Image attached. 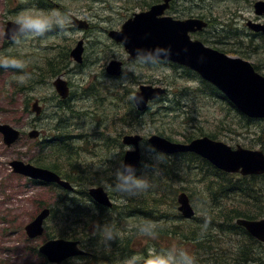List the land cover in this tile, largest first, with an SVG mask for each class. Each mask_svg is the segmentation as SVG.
Segmentation results:
<instances>
[{
  "label": "rangeland",
  "instance_id": "374dc122",
  "mask_svg": "<svg viewBox=\"0 0 264 264\" xmlns=\"http://www.w3.org/2000/svg\"><path fill=\"white\" fill-rule=\"evenodd\" d=\"M28 1L29 7L59 8L66 12H72L75 16L85 13L82 19H87L92 24L91 30L86 33L74 29L75 34L71 37H66L53 29L44 36L36 37L31 41L28 39L21 45L14 43L17 53L12 57L25 61V66L23 68L6 66L4 70L5 75L9 72L12 77L18 76L20 73L31 74L30 83L25 88L27 96L23 105L24 108H28L34 100H38L42 106V115L44 116L31 121L36 129L39 131L41 129L49 130L53 126L54 120L51 116L49 117L51 108L60 113L62 123L56 125V130L60 136L61 149H66L69 144L84 143L86 134L92 135L84 145L86 148H92L93 144L103 142L102 138L113 144L109 151L102 147L85 152L82 157L84 164H78V160L74 159L66 161L64 167L69 169L78 165L83 170V172L73 170L70 182L74 185L90 186L94 182V170H105L112 175L115 161L121 159L125 151V145L122 143L123 135L137 132L145 137L140 144V150L145 156V163L144 168L139 169L151 173L148 175L153 178V185H155L154 183L159 184L161 180L162 184L163 182L168 184L169 188L166 193L159 187L152 198H147V195H144L146 192L137 195L124 192L119 194V191L109 187L113 192L112 204L114 208L103 213L97 210L89 214L84 213L80 222L76 223L78 226L72 225L71 214L77 208L71 202L73 198L59 196L53 202L55 196L47 189L33 188L26 184L24 179H17L16 176L10 174L9 162L11 160H26L28 154L32 153L30 148L32 143L27 135L29 128L24 125L30 123L32 116L23 118L21 115L22 106L20 107V104L25 94L20 93L10 99V95L5 94L8 88H3V78H0V91L2 89L4 91L3 96L0 93V122L12 120L17 124V128L25 134L27 132L15 145L9 148L2 143L0 137V183L3 182L0 187V264H12L10 254L15 252L19 257L24 251L29 253L24 264H46L35 257L38 256V252L32 251V248H37L40 244L53 239L44 241L43 237H40L28 240L23 229L25 224L39 211V207H44V205H50V229L67 236L70 227L74 226L75 234L69 240L77 241L80 247L90 250L89 258L92 264H100L98 262L110 264L125 246V248L132 246L134 250L125 251L124 249L121 258L135 251L146 252L152 247L179 246L191 251L194 241H186L184 237L201 241L207 246V252L210 253H207L208 256L205 257L206 262L202 260L205 264H233V258H237L233 255V251L239 247H246L244 256L239 257L244 260L243 262H247L251 257L248 255L250 241L247 242V235L241 229H237L235 220L237 218L252 220L263 218L264 201L261 200L263 195L261 194L259 198L240 199L237 192L246 187L248 183L232 179L226 173L225 177H220L204 166L198 169L191 165L190 161L173 164L171 161L163 160L158 165L161 159L150 150L147 138L153 134H159L172 140L183 141L198 127L209 131V129H214V124L218 122L223 125L224 129L221 127L218 131L216 130L215 137L210 138L221 141L232 148L241 146L245 149L264 152V146L251 141L249 138L251 134L245 133L237 119H232L220 111L219 108L225 106V99L221 100L218 107L211 99L206 98L205 95L211 92V85L205 83L200 90L204 96H200V93L193 90L196 84L185 79L182 70L161 63L157 67H150L146 64L134 65L133 62H127L124 67L126 73L122 77H111L103 72V67L110 59L126 61L123 49L109 41L112 38L107 32L116 30L133 13L145 11L152 3H157L160 0ZM253 1L174 0L171 2V10L173 13H193L207 19L209 21L207 31L219 34L227 43L235 46L238 52H230V55L243 57L252 63L254 60L263 61L261 71L264 73V42L258 48H247L241 40L246 34L243 27V16L250 14V5ZM15 12L12 11L10 14ZM4 13L9 12L5 10L4 0L3 4L0 0V32L3 30ZM165 14L171 16L170 9ZM82 37H84L85 43L86 64L80 71L78 67L73 66L69 55L70 51L66 50L73 47L76 41ZM207 37L211 44L210 40L213 36L207 35ZM211 45L225 47L218 44ZM30 47H33V50ZM248 50L251 51L249 53L251 56L248 58L239 53L247 54ZM59 72L69 73L64 79L69 85L70 99L63 102L60 101L51 86L53 74ZM140 84L165 87L168 94L164 98L167 97L172 101L163 105H172V112L163 114L159 110L161 104L153 102L148 111L137 113L133 106L132 96L122 93L126 89L136 90ZM175 99L179 104H182L181 110L175 107ZM23 119H25L24 122H22ZM231 129L235 132H230ZM203 136L208 135L206 133L199 135V137ZM105 153L106 155L102 157L101 155ZM174 158L171 156V160ZM161 168H163L162 172ZM200 173L212 174L214 178L209 184L208 193L204 195L201 194L204 190ZM242 177L244 176L242 175ZM112 179L113 176H111L110 184ZM227 180H234V184ZM4 189H6L5 193H3ZM171 191H174L175 194L168 193ZM180 192H185L188 197L191 193L196 199V205L192 207L195 215L190 221L180 219L175 214V208H171L173 199L176 203L175 207L178 205L176 199ZM142 196L143 199L147 198L145 200L147 208L159 211L158 222L144 226L156 233L154 237L147 236L136 228L141 210L134 202L138 201V204L142 205ZM200 196H204V204ZM243 213L256 214L257 216L248 218ZM206 219L209 225L208 230L203 238H198ZM111 221L116 222L120 229V235L116 240L110 242L111 249L106 252L105 246L99 242L100 236L96 228L97 225ZM130 230L132 231L129 232ZM260 251L255 261L264 264V250Z\"/></svg>",
  "mask_w": 264,
  "mask_h": 264
},
{
  "label": "water",
  "instance_id": "95a60500",
  "mask_svg": "<svg viewBox=\"0 0 264 264\" xmlns=\"http://www.w3.org/2000/svg\"><path fill=\"white\" fill-rule=\"evenodd\" d=\"M166 2L168 0H165ZM163 7V6H162ZM157 6L149 12L141 13L128 20L121 31L110 33L113 40L122 43L129 59L133 58L137 50L165 49L169 51L163 60L175 62L195 71L205 81L215 86L222 94L243 114L251 118H264V77L257 74L253 66L240 58H231L223 53L206 48L198 41H190L187 33L193 30L195 23L197 28L201 22L188 20L185 22H174L170 18H156L160 15ZM255 13L264 15V1L255 3ZM247 25L254 31L264 33V25L248 22ZM10 27L8 23L5 36ZM81 42L71 51L72 57L81 62ZM121 62L112 60L106 67V73L110 76H119L121 73ZM56 90L65 96V84L57 79L54 82ZM165 92L162 88L151 86H140L139 91L133 96L138 110L143 111L147 102ZM0 132L4 136L7 145L12 144L18 137V132L8 125H0ZM32 133L31 136H36ZM141 137L125 136L123 143L133 145L135 150L126 151L123 160L137 168L140 161L138 144ZM151 146L165 153L193 152L204 159L209 160L217 168L228 173L240 172L242 175L264 173V155L258 151H250L242 148L232 149L230 146L213 141L207 137L197 138L188 144L167 142L157 136H151L148 140ZM13 171L32 179H38L47 183L56 182L62 188L71 190L69 183L60 180V177L52 171L37 168L21 161L11 163ZM89 195L100 205L110 207L111 202L107 193L101 188H91ZM178 211L185 218L193 215L189 200L186 195L178 197ZM48 209L41 211L37 217L26 226L27 235L30 238L41 235L42 222L48 216ZM248 232L259 241H264V220L255 223L238 221ZM76 243V242H75ZM39 252L46 256L52 263H60L63 260L85 254L73 242L64 239L50 240L44 243Z\"/></svg>",
  "mask_w": 264,
  "mask_h": 264
},
{
  "label": "clouds",
  "instance_id": "9594fccd",
  "mask_svg": "<svg viewBox=\"0 0 264 264\" xmlns=\"http://www.w3.org/2000/svg\"><path fill=\"white\" fill-rule=\"evenodd\" d=\"M28 3V0H24ZM10 21V27L7 31L9 38L16 44L21 45L28 39L44 36L53 29L59 31L66 37L74 35L76 25L70 13L59 8L40 9L37 7H24L7 17ZM5 36L4 32H0V39ZM8 51H11L10 49ZM169 51L165 49L154 50H137L133 55L134 65H143L155 63L163 60ZM0 65L11 66L15 68H23L25 61L17 59L0 52ZM31 78L30 73H24L20 76H13L19 82H25ZM152 152L157 155H166L159 152L155 146H151ZM112 182L109 185L113 190L137 195L147 192L153 187V178L146 173H138L135 165L129 164L122 159H118L113 167ZM208 221L205 220L198 238H203L208 230ZM100 243L105 246V251L111 249L110 242L116 240L120 235V229L115 221L97 225L96 228ZM140 231L150 237H154L156 233L149 228L141 227ZM11 255L12 264H24L29 253L24 251L17 257L13 252ZM35 258V257H34ZM119 264H199L195 254L188 248L171 246L167 248H149L145 251L132 252L119 260Z\"/></svg>",
  "mask_w": 264,
  "mask_h": 264
},
{
  "label": "trees",
  "instance_id": "16d2710c",
  "mask_svg": "<svg viewBox=\"0 0 264 264\" xmlns=\"http://www.w3.org/2000/svg\"><path fill=\"white\" fill-rule=\"evenodd\" d=\"M42 73V72H41ZM56 74V73H54ZM53 74V75H54ZM130 91H128L126 89L125 92H123L122 94L123 95H129ZM210 93H215V95L217 96V92L213 89H211V92ZM209 93V94H210ZM212 97L215 101H217L218 103L221 104V98L219 97H215V96H210ZM129 105H131L129 103ZM226 108V114L229 113L231 115V118L232 119H237L238 120V123L240 124V126L245 129V130H249L251 131L250 133L253 135V138H252V141L256 142V143H260L261 146H264V124L263 123H260V122H256L254 120H251V119H247L245 117H243L242 115H240L239 113H237L235 111V109H233V107H231L229 104L225 103V106ZM223 108V107H222ZM222 127V129H224L223 125L220 124V123H215L214 124V129H211L212 131H207V132H203L202 128L201 127H198L197 129H195L194 131H192L190 134H188L186 137H185V140L186 141H189L191 140L192 138H195L199 135H202L203 133H206V135H208L209 137H212L214 138L215 137V131L219 130L220 128ZM253 127H257L254 131H252V128ZM230 132H235V130H230ZM103 142L105 143H108L105 139H103ZM49 142H55V145H57L58 147H60V136L59 134L57 136H54L53 138H51L50 140L47 139V140H43L42 142H40V144H42L43 146H40L41 148V151L46 153L45 155H47L48 151L51 150V148L49 147H46L44 145H47L46 143H49ZM48 148V149H47ZM54 150V149H52ZM55 151V150H54ZM71 152L73 154H75V150L73 148V146H71ZM78 156H76V158L74 159L73 157L72 158H67L65 161H68L70 159H74V160H78ZM162 160L159 161L158 165H160V163H162V161H171L173 164H179V163H188L187 161H190L193 165V166H196L198 169H200L202 166L206 167L208 170H210L212 173L214 174H218L220 177H225V173L223 172H220V171H216L214 170L212 167H210L205 161H203L201 158L197 157L196 155L192 154V153H183V154H178L177 156H175V158L173 160H171L170 157H161ZM47 161V160H46ZM46 161H44L42 158L40 160H36V161H33L35 164L37 165H44L49 168H51L52 170L56 171L57 173L61 174L63 177H65L68 181H72V177L67 176V175H63V173L61 172V167L63 166V163L62 161H60L57 157L54 158L53 161H47L49 164L46 163ZM79 162V161H78ZM157 165V166H158ZM77 167V166H76ZM160 171L162 172L163 171V168L160 169ZM138 173H140L138 171ZM200 176H201V180H202V189L204 190L203 192H201V194H207L208 191H209V184L214 180L213 178V175L212 174H204V173H200ZM232 179H236V180H242L248 184H246V187L238 190L237 192V196L238 198L242 199V198H250V197H257L259 198L261 196V194L263 195L261 197V200L264 201V176L262 177H257V176H252V177H238V178H235L233 176H231ZM110 179H106V181L110 182ZM226 180V179H224ZM227 182H231V184H234V180H227ZM237 182V181H236ZM160 187V190L161 191H165L167 193L168 191V188H169V185L168 184H162V181L160 180V183L158 184V186H154L151 187L144 195H147L146 197H153L156 190ZM169 194L170 193H174V191H171V192H168ZM58 194L60 197H66L64 192L62 191H58ZM77 194H78V197L77 198H73L71 199V202L76 205V209L77 210H74L72 212V225H75V226H78V224L76 223H79L80 222V219L82 218V216L84 215V213L86 214H89L90 212L94 211L95 209L93 208H96V206L91 203V201L89 200L88 196H87V192H86V189L83 188L82 185H79V189L77 190ZM144 198L143 199V196L141 197L142 199V205L138 204V201L137 202H134L136 203V205H138V208L140 207V210H142V208L146 207V199L147 198ZM189 198H190V201L193 205H196V199L193 198V195L191 193H189ZM200 198L203 199V204L205 203L204 201V196H200ZM199 198V199H200ZM76 199V200H74ZM246 204H248V201H246ZM175 201L174 199L172 200V203H171V208H175ZM98 209H96L97 211L103 213L104 211H106V209L102 208V207H97ZM248 212H250V210H248ZM247 212V213H248ZM176 214V213H175ZM143 215L145 216H148L149 213H147L146 211H143ZM177 215V214H176ZM244 216L248 217V218H254L255 216H257L256 214H253V215H247L245 213H243ZM179 217V215H177ZM180 218V217H179ZM187 221V220H186ZM74 226H72V230H70V232L67 234L66 237H73L74 234H75V231H74ZM237 229H242L240 227H237ZM132 230H130L129 232H131ZM247 235V242L250 241L249 245H248V248H249V254L248 255H251V257L249 258L248 261L252 260V256L256 255L258 253V245L256 244V242H254L253 238L250 237L247 233H245ZM61 236V235H64V233H56V236ZM48 237H54L55 235L54 234H48L47 235ZM184 239L186 241H194L193 243V246L191 248V251L195 254V256L197 257V260L199 262V264H205L203 261L206 262L205 260V257L208 256L207 253H210V252H207V246L201 242V241H196L195 239L193 238H190V237H184ZM127 242V241H126ZM126 247V246H125ZM125 251H128V247L125 248ZM208 248H210L208 246ZM124 249H122L120 251L123 252ZM245 251H246V247H239V248H235L234 251H233V255L234 256H237V258H233V264H245V262H243L244 260L242 259L241 260V257L239 256H244L245 254ZM203 260V261H202ZM98 261V260H97ZM247 261V262H248ZM104 262V261H103ZM100 264H102L101 262H98ZM78 264H92V262L90 261V258H87L85 259L84 261L78 263ZM207 264V263H206ZM212 264H215V263H212Z\"/></svg>",
  "mask_w": 264,
  "mask_h": 264
},
{
  "label": "bare ground",
  "instance_id": "6f19581e",
  "mask_svg": "<svg viewBox=\"0 0 264 264\" xmlns=\"http://www.w3.org/2000/svg\"><path fill=\"white\" fill-rule=\"evenodd\" d=\"M170 2H171V0H168L167 2L166 1H163V0H161V1H159V2H157V3H152V4H155L156 6H157V8H158V10L161 12L160 13V15L161 16H164V17H169V15H166L165 13L167 12V10H168V8H169V5H170ZM151 4V5H152ZM150 5V6H151ZM149 6V7H150ZM163 6V7H162ZM149 9V8H148ZM158 11V12H159ZM143 11H140V12H136V13H133L132 15H131V17H129V18H127L126 20H128V19H130V18H132V17H134V16H136V15H138V14H141ZM114 31H116V30H110V31H108L107 33H108V35L110 36V33L111 32H114ZM111 37V36H110ZM112 38V37H111ZM69 55H71V53H69ZM109 76V75H108ZM118 77H120V76H117V78ZM116 78V77H115ZM64 84H65V91H66V94H65V96H63L62 94H60L57 90H55L56 91V93H57V95L59 96V99H62V100H67L68 98L70 99V89H69V85H68V83H67V81H65L64 82ZM209 85H211L210 83H208ZM212 86V85H211ZM132 102H133V106H134V108H135V111L137 112V113H144V112H146V111H148L149 110V108H150V105L153 103H150L149 105H148V107L144 110V111H140V110H138V108H137V106H136V104H135V102H134V99H133V96H132ZM36 107V108H42V106L40 105V103L38 102V100H34L32 103H31V105H30V107ZM151 136H157V137H159V138H161V139H164V140H166L167 142H170V143H172V145H175V144H177V143H180V142H182V141H176V140H172V139H170V138H168V137H165V136H163V135H159V134H153V135H151ZM150 136V137H151ZM150 137H148L147 138V142H148V140H149V138ZM203 137H207V138H209V139H211V140H213V141H216V142H221V141H217V140H214V139H212V138H210V137H208V136H203ZM202 138V137H201ZM142 142V141H141ZM141 142H139V144H138V148H139V151L141 152V150H140V144H141ZM123 143V142H122ZM223 143V142H222ZM148 144H149V142H148ZM225 144V143H224ZM227 145V144H226ZM229 146V145H228ZM231 147V146H230ZM232 148V147H231ZM237 148H242L241 146H238V147H235V148H232V149H237ZM242 149H245V148H242ZM246 150H250V151H258V152H261L263 155H264V152L262 151V150H251V149H246ZM178 155V153L177 152H174V153H171L170 154V158H171V156L172 157H175V156H177ZM202 159V158H201ZM202 160H205L214 170H216V171H220V172H223L221 169H219V168H217L213 163H211L209 160H207V159H202ZM224 173V172H223ZM181 194H184V195H186L187 196V198L189 199V197H188V195L185 193V192H180L178 195H177V199H176V201H177V207L179 206V203H178V197H179V195H181ZM114 208V206H113V204L111 203V206L108 208V209H110V208ZM108 209H106V210H108ZM48 211H49V214H48V216L50 215V209L48 208ZM192 211H193V208H192ZM193 214L195 215V212L193 211ZM181 219V218H180ZM262 220H264V217L263 218H261V219H258V220H252V219H236L235 220V224L238 226V227H240V228H242L241 230L244 232V233H247L250 237H252L251 235H250V233L248 232V230L243 226V225H241V224H239L238 223V221H246L247 223H255V222H258V221H262ZM253 238V237H252ZM53 240H55V239H53ZM50 241V240H49ZM48 242V241H47ZM70 242H73L77 247H80L79 246V243L77 242V241H74V240H70ZM76 242V243H75ZM46 243V242H45ZM44 244V243H43ZM42 244V245H43ZM257 264H259V263H257Z\"/></svg>",
  "mask_w": 264,
  "mask_h": 264
},
{
  "label": "flooded vegetation",
  "instance_id": "af4514ba",
  "mask_svg": "<svg viewBox=\"0 0 264 264\" xmlns=\"http://www.w3.org/2000/svg\"><path fill=\"white\" fill-rule=\"evenodd\" d=\"M37 1H39V0H37ZM161 1V0H160ZM174 0H171V2H173ZM171 2H170V5H169V8H168V10L170 9V13H171V16H173L174 18H177V19H181V18H187V17H191V16H194V17H202V16H199V15H195V14H193V13H190L188 16H185L184 15V13H173L172 12V10H171V8H172V4H171ZM43 3V2H42ZM28 4H29V1H28ZM168 10H167V12H168ZM68 13H70L71 14V16L73 15V13L72 12H68ZM82 14H85V13H80V15L79 16H82ZM254 19L255 20H257V21H261V22H263V18H261V17H254ZM206 22H207V26L209 25V21L208 20H206ZM90 28H92V26L90 27L89 26V29ZM210 31H207L206 29L205 30H202V31H200V32H198L199 34H201V35H207V33H209ZM197 34V33H196ZM221 40H219V39H217L216 40V42H222V41H225L223 38H220ZM60 101L61 102H63V101H65V99L64 100H62V99H60Z\"/></svg>",
  "mask_w": 264,
  "mask_h": 264
}]
</instances>
